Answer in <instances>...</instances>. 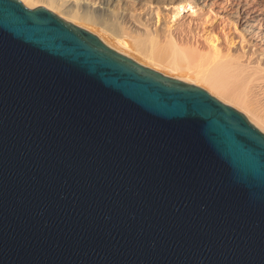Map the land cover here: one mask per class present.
Masks as SVG:
<instances>
[{"label": "water", "instance_id": "95a60500", "mask_svg": "<svg viewBox=\"0 0 264 264\" xmlns=\"http://www.w3.org/2000/svg\"><path fill=\"white\" fill-rule=\"evenodd\" d=\"M0 264H264V133L0 0Z\"/></svg>", "mask_w": 264, "mask_h": 264}, {"label": "bare ground", "instance_id": "6f19581e", "mask_svg": "<svg viewBox=\"0 0 264 264\" xmlns=\"http://www.w3.org/2000/svg\"><path fill=\"white\" fill-rule=\"evenodd\" d=\"M22 1L91 30L67 3ZM93 5L135 39L128 48L101 28L95 32L104 43L165 75L202 84L264 132V115L252 105L264 102V0H93Z\"/></svg>", "mask_w": 264, "mask_h": 264}, {"label": "rangeland", "instance_id": "374dc122", "mask_svg": "<svg viewBox=\"0 0 264 264\" xmlns=\"http://www.w3.org/2000/svg\"><path fill=\"white\" fill-rule=\"evenodd\" d=\"M22 1V0H20ZM57 2H61V3H67L69 6H71L72 10L74 11L75 15L78 17H82L83 19L86 20V25H88L90 27L91 32L95 33L97 36H99L95 31L100 30L101 28H107L106 30H108L109 32H113L114 35H118L120 36L121 39H123V41L126 43V47H130V45H133V43H135V39L133 38V35H131V33H126V28H121L120 24H117L118 27L114 22L111 21L110 18H108L105 14L97 11V9L95 8V6L93 5V0H57ZM22 3L24 4V2L22 1ZM26 7V4H24ZM29 8H33V7H29ZM53 11V10H51ZM54 13H56L55 11H53ZM57 14V13H56ZM58 15V14H57ZM60 16V15H59ZM62 17V16H61ZM63 18V17H62ZM65 19V18H64ZM72 22V21H70ZM74 23V22H72ZM76 24V23H74ZM77 25V24H76ZM79 26V25H78ZM82 27V26H81ZM84 28V27H83ZM111 30H110V29ZM88 30V29H87ZM110 32V33H111ZM132 36H130V35ZM128 45V46H127ZM162 73V72H161ZM169 76V75H168ZM194 84V83H192ZM203 89H205L209 94H211L212 96L216 97L215 95H213L212 93H210L208 91V89H206L202 84H195ZM218 100H220L218 97H216ZM221 102L228 104L222 100H220ZM230 106H232L231 104H228ZM252 105L258 110L260 111L263 115H264V102L257 99V100H253L252 101ZM235 109H237L238 111L242 112L244 115L245 113L243 111H241L240 109L236 108L235 106H232ZM246 116V115H245ZM247 117V116H246ZM247 119L249 120V118L247 117ZM252 124L253 122L251 120H249ZM258 128V127H257ZM259 129V128H258ZM260 130V129H259ZM262 131V130H260ZM263 132V131H262ZM264 133V132H263Z\"/></svg>", "mask_w": 264, "mask_h": 264}]
</instances>
